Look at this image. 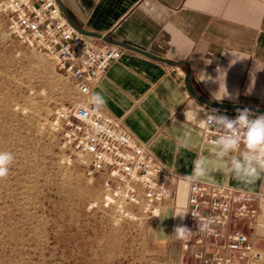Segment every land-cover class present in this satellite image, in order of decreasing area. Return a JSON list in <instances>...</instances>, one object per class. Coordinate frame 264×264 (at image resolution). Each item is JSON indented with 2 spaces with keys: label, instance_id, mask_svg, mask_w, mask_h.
<instances>
[{
  "label": "crops",
  "instance_id": "obj_1",
  "mask_svg": "<svg viewBox=\"0 0 264 264\" xmlns=\"http://www.w3.org/2000/svg\"><path fill=\"white\" fill-rule=\"evenodd\" d=\"M62 1L78 25L117 41L113 44L127 43L172 61H187L192 83L204 97L264 109V0ZM186 71L184 64L170 65L122 46L121 57L91 94L100 93L106 101L100 111L121 118L134 139L149 144L176 172L190 174L192 161L203 155L209 160L203 180L229 182L252 193L256 217L252 225L242 222L241 228L256 248L264 250V180L241 185L223 174L214 146L203 140V129L185 120L186 111L205 117L199 109L202 102L186 88ZM178 139L188 147L177 151ZM188 187L184 179L176 180L174 196L161 205L157 234L167 236L174 226L184 225L185 219L171 216L177 208L187 210Z\"/></svg>",
  "mask_w": 264,
  "mask_h": 264
},
{
  "label": "rangeland",
  "instance_id": "obj_2",
  "mask_svg": "<svg viewBox=\"0 0 264 264\" xmlns=\"http://www.w3.org/2000/svg\"><path fill=\"white\" fill-rule=\"evenodd\" d=\"M84 98L0 11V150L15 156L0 179V264H193L157 217L106 204L103 178L66 144L57 111Z\"/></svg>",
  "mask_w": 264,
  "mask_h": 264
},
{
  "label": "built area",
  "instance_id": "obj_3",
  "mask_svg": "<svg viewBox=\"0 0 264 264\" xmlns=\"http://www.w3.org/2000/svg\"><path fill=\"white\" fill-rule=\"evenodd\" d=\"M0 11L7 17L11 32L53 58L55 67L85 98L122 55V46L109 42L105 35L91 36L77 30L57 0H0ZM86 102L82 99L57 111V117L65 122L66 144L86 164L88 175L103 178L106 204H117L125 214H133L126 211L127 205L142 207L149 218L158 217L161 205L174 196L176 180L184 175L159 159L149 144L134 139L121 118L91 106L85 113ZM199 109L205 116L214 110L205 103ZM219 111L229 117L236 115ZM217 135L215 128L203 129L204 142L212 144ZM253 200L252 193L229 182L203 180L189 185V213L184 225L197 231L191 212L213 220L212 232L181 240L182 250L193 264L264 262V250L256 248L241 228L242 222H254Z\"/></svg>",
  "mask_w": 264,
  "mask_h": 264
},
{
  "label": "clouds",
  "instance_id": "obj_4",
  "mask_svg": "<svg viewBox=\"0 0 264 264\" xmlns=\"http://www.w3.org/2000/svg\"><path fill=\"white\" fill-rule=\"evenodd\" d=\"M106 101L100 93H92L84 106L87 113L88 106L100 110ZM185 120H191L194 125L202 129L215 128L218 132L212 141V153L215 161L221 165L224 175L231 177L238 184L252 185L259 180H264V114H255L249 109H238L235 117L221 113L214 109L205 117L200 118L198 112H185ZM187 143L178 139L177 151L187 148ZM15 156L10 151L0 150V179L8 176L10 166L13 164ZM192 171L184 175V180L188 185L201 183L208 175L209 160L203 155L197 156L192 161ZM189 211L177 208L173 218L183 221ZM197 221V231L193 232L186 225L178 224L174 226L173 234L179 240H188L195 233H209L213 231V220L211 217L205 218L199 213L191 212ZM119 225V220L115 221Z\"/></svg>",
  "mask_w": 264,
  "mask_h": 264
},
{
  "label": "water",
  "instance_id": "obj_5",
  "mask_svg": "<svg viewBox=\"0 0 264 264\" xmlns=\"http://www.w3.org/2000/svg\"><path fill=\"white\" fill-rule=\"evenodd\" d=\"M57 1L60 4V6H61V8H62V10L64 12V15L67 18V20L77 30H79L80 32H82V33H84L86 35L103 36L101 33H95V32L88 31V30L82 28L80 25H78L72 19V17L70 16V14H69V12H68V10H67L66 5L64 4V2L62 0H57ZM104 38L106 40H108L109 42H117V41H114L113 39L109 38L108 36H105ZM119 44H121L122 46L128 47V48L134 49L136 51H139V52H141L142 54H144V55H146L148 57H151V58H154V59H157V60L166 62V63H168L170 65L184 64L186 66V68H187L186 76H185V85H186V88H187L188 92L190 93L191 96H193L197 100L201 101L202 103L207 104L208 106L222 108V109H241V108H247V109L253 110V111H255V112L259 113V114H264V109H261V108L249 107V106H241V105H234V104H227V103H220V102L212 101V100L204 97L200 93H198V91L195 89V87H194V85L192 83L191 70H190L189 63L187 61H184V60L183 61H172L170 59H166L164 57L155 55V54H153V53H151L149 51H146L144 49H140V48L134 47L133 45H129L127 43H119Z\"/></svg>",
  "mask_w": 264,
  "mask_h": 264
}]
</instances>
